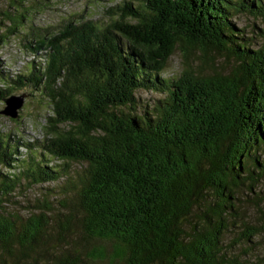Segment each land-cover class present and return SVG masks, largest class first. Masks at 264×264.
<instances>
[{"label":"trees","instance_id":"trees-1","mask_svg":"<svg viewBox=\"0 0 264 264\" xmlns=\"http://www.w3.org/2000/svg\"><path fill=\"white\" fill-rule=\"evenodd\" d=\"M31 1L0 0V46L19 35L34 54L48 51L0 88V101L29 87L50 111L41 139L0 132V264H264L222 242L241 186L263 221L243 224L239 241L264 233V0H133L102 27L68 21L50 34L27 25ZM235 12L261 18L258 47ZM177 48L186 69L162 78ZM194 49L203 65L218 66L214 53L236 63L195 72ZM139 89L164 95L141 108ZM71 164L80 169L74 181ZM63 177L64 212L47 200L27 216L4 210L20 185ZM78 234L101 244L88 250L73 242Z\"/></svg>","mask_w":264,"mask_h":264},{"label":"rangeland","instance_id":"rangeland-1","mask_svg":"<svg viewBox=\"0 0 264 264\" xmlns=\"http://www.w3.org/2000/svg\"><path fill=\"white\" fill-rule=\"evenodd\" d=\"M128 1L133 0H32L30 5L33 8V13L31 21H28L27 25L32 23L37 27H43L47 29L48 34L57 31L68 21L81 22L90 20L92 23L94 22L102 27L111 20L117 19L119 10L123 8L124 2ZM133 6H135V3H133ZM233 22L237 28L244 30L243 38L250 43L251 47L254 48L260 45L262 39L260 28L263 26L260 17L250 13L235 12ZM24 45H27V43L23 42L19 35H11L0 46V88L9 86L12 83L11 79H14L18 74H28L33 64L32 61H36V64H43L44 56L48 51L47 48L38 49L37 53L34 54L32 48H26ZM214 57L218 63L217 67L203 65L200 51L194 49L189 56V62L195 72L200 71L204 74H213L217 70L222 72L229 71L236 63L232 58H227L218 53H214ZM185 62L182 51L177 48L170 56L160 76L162 78L178 76L186 69ZM11 92L15 95L27 93L28 96L24 101L17 120L0 115L1 134L6 136L13 134L15 137L18 135L21 138L19 142L21 140H31V138L41 139L43 135L42 126L44 124L43 117L50 111L47 99L42 93L33 91L29 87L12 89ZM163 95L161 92L145 89H139L135 93L138 106L141 108L143 106H153L155 101ZM3 108L4 103L1 100L0 110ZM18 150L20 156L26 154L25 149L22 147H19ZM50 164H60V161L51 159ZM70 166L69 176L74 181L76 179L75 175L80 169L76 164H71ZM69 181L70 178L63 177L54 182L33 186H28L24 183L18 187L14 195L9 197V200L5 203L4 210L8 213H19L27 216L30 212H37L42 201L47 200L56 212H64L66 207L71 206V195L68 193ZM252 197L253 194L248 187L241 186L239 188L235 202L237 218L229 222L228 229L222 236L224 248L229 253L244 257L246 252L248 254L247 258H250L251 261L260 258L264 259V233L253 236L251 239L254 243L239 241L243 224L256 226L263 221L262 214ZM262 207L264 208V205ZM54 226L57 225L55 224ZM73 228H75L74 225L72 226ZM53 236L55 235L53 234ZM73 242L80 245L86 244L88 250L97 244H101L94 240L84 239L81 234H78ZM260 261L262 262V260ZM83 264L110 263L106 259L105 261L94 262L85 260ZM115 264H123V262H116Z\"/></svg>","mask_w":264,"mask_h":264},{"label":"water","instance_id":"water-1","mask_svg":"<svg viewBox=\"0 0 264 264\" xmlns=\"http://www.w3.org/2000/svg\"><path fill=\"white\" fill-rule=\"evenodd\" d=\"M27 93L19 95H9L4 98V108L0 110V114L11 119H16L19 116V111L22 109Z\"/></svg>","mask_w":264,"mask_h":264}]
</instances>
